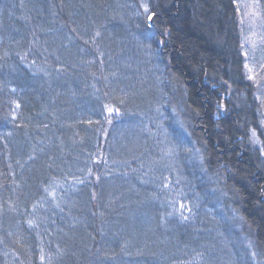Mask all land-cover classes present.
<instances>
[{
	"label": "trees",
	"instance_id": "trees-1",
	"mask_svg": "<svg viewBox=\"0 0 264 264\" xmlns=\"http://www.w3.org/2000/svg\"><path fill=\"white\" fill-rule=\"evenodd\" d=\"M239 25L234 0H0V264H264Z\"/></svg>",
	"mask_w": 264,
	"mask_h": 264
},
{
	"label": "rangeland",
	"instance_id": "rangeland-1",
	"mask_svg": "<svg viewBox=\"0 0 264 264\" xmlns=\"http://www.w3.org/2000/svg\"><path fill=\"white\" fill-rule=\"evenodd\" d=\"M238 9L245 64L264 78V0H234ZM254 5H257L254 7Z\"/></svg>",
	"mask_w": 264,
	"mask_h": 264
},
{
	"label": "snow or ice",
	"instance_id": "snow-or-ice-1",
	"mask_svg": "<svg viewBox=\"0 0 264 264\" xmlns=\"http://www.w3.org/2000/svg\"><path fill=\"white\" fill-rule=\"evenodd\" d=\"M255 6H257V5H254V7H255ZM140 7H142V8L144 9L145 13H147V19H148L149 21H152L153 18H154V16H155V13L149 11L148 5H147L146 3H142V4L140 5ZM96 35L99 36L100 33L97 32ZM245 55H247V53H245ZM262 67H264V66H262ZM245 68H248V71L251 73L252 69L249 68L247 64H245ZM252 78H253V77L250 75V76H249V79H252ZM14 103H15V102H14ZM16 107L19 108V104H18V103L16 104ZM107 111H108L109 113H111V112L113 111V109H112L111 107H108V108H107ZM13 118H15V113H13ZM253 134L255 135V133H253ZM46 190H47V189H46ZM49 194H50V195H53V193H49ZM180 209L187 210L183 204L180 205ZM181 216H182L183 219H187V217H184V216H183V212H181ZM31 223H32V221H29V224H31ZM251 255H252L253 257H255V256H256V253H255V252H252ZM41 259H42V260L44 259L43 255L41 256Z\"/></svg>",
	"mask_w": 264,
	"mask_h": 264
}]
</instances>
